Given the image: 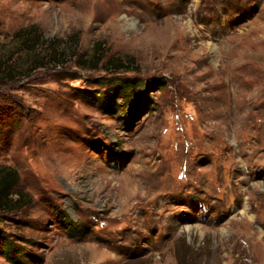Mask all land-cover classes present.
Listing matches in <instances>:
<instances>
[{"label":"rangeland","instance_id":"1","mask_svg":"<svg viewBox=\"0 0 264 264\" xmlns=\"http://www.w3.org/2000/svg\"><path fill=\"white\" fill-rule=\"evenodd\" d=\"M31 24L72 44L0 87L32 201L0 235L28 264H264V0H0V43ZM97 51L130 65L77 67ZM123 81L108 111L82 97Z\"/></svg>","mask_w":264,"mask_h":264},{"label":"trees","instance_id":"2","mask_svg":"<svg viewBox=\"0 0 264 264\" xmlns=\"http://www.w3.org/2000/svg\"><path fill=\"white\" fill-rule=\"evenodd\" d=\"M9 38V43H0V87L22 83L41 70L62 69L65 66L63 60L70 55L69 45L72 43L68 40L67 43L61 39L46 37L38 24L25 26ZM77 61L79 68L98 70L103 67L104 71L115 73L124 71L130 65L122 59H111L101 66L102 60L98 51L90 59L80 56ZM126 86L133 88L139 84L135 81H123L101 96L97 97L83 91L82 97L93 99L98 107L108 111L115 108L116 100L123 91L122 88ZM21 183L22 177L18 170L8 165H0V225L5 221L3 218L5 215L17 214L32 204L30 195L20 188ZM21 241L29 243L26 239ZM0 245L4 248L7 258L13 260L14 264H28V259L32 257L26 253L24 247L14 248L13 242L7 236L0 237Z\"/></svg>","mask_w":264,"mask_h":264}]
</instances>
